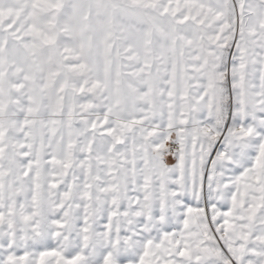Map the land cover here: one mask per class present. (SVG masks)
<instances>
[{
	"label": "snow or ice",
	"instance_id": "1",
	"mask_svg": "<svg viewBox=\"0 0 264 264\" xmlns=\"http://www.w3.org/2000/svg\"><path fill=\"white\" fill-rule=\"evenodd\" d=\"M0 264H264V0H0Z\"/></svg>",
	"mask_w": 264,
	"mask_h": 264
}]
</instances>
